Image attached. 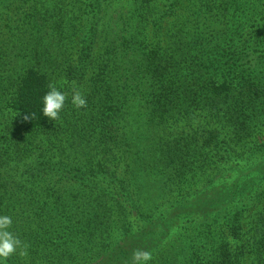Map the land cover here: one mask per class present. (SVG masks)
Wrapping results in <instances>:
<instances>
[{"label": "trees", "instance_id": "16d2710c", "mask_svg": "<svg viewBox=\"0 0 264 264\" xmlns=\"http://www.w3.org/2000/svg\"><path fill=\"white\" fill-rule=\"evenodd\" d=\"M261 1L0 0L88 101L43 115L47 72L5 52L0 214L27 245L7 264H264Z\"/></svg>", "mask_w": 264, "mask_h": 264}, {"label": "rangeland", "instance_id": "374dc122", "mask_svg": "<svg viewBox=\"0 0 264 264\" xmlns=\"http://www.w3.org/2000/svg\"><path fill=\"white\" fill-rule=\"evenodd\" d=\"M259 5L260 8L264 10V0L261 1ZM27 6L28 4L25 6L24 4L17 3L3 7V10L1 9L0 49L3 50V55L0 57V63L4 62V60L7 61L6 58L4 59V55L5 52H9L12 66H14L15 60L17 59L21 64L26 65V67L33 66L40 70L46 71L50 80V84L64 92L68 97V100L64 106L66 107L67 105L72 104L71 97L73 92L75 90H81L83 87L82 83L77 78L72 79V76L67 74L64 69L66 65L61 64L58 60H44L45 57L43 55L36 53V49H32L33 37L30 32L32 30V27L30 26L31 18L26 17L27 14L25 8ZM38 37H41L40 33ZM255 54L261 57V64L256 70L251 69L248 72L249 74L244 76V80L248 78V80H251L254 78L251 87L252 89L256 88V90L252 92V95L259 98L260 100L264 98V92H262V88L264 87V50L261 51V53L258 52ZM16 55L18 58L15 57ZM248 80L245 82H248ZM263 106L264 105H262L261 108ZM65 111L67 112V110H62L60 112L59 118L62 121H67L68 119L73 120L71 116L67 117V115H63L65 114ZM198 135L202 136L201 133H198Z\"/></svg>", "mask_w": 264, "mask_h": 264}, {"label": "clouds", "instance_id": "9594fccd", "mask_svg": "<svg viewBox=\"0 0 264 264\" xmlns=\"http://www.w3.org/2000/svg\"><path fill=\"white\" fill-rule=\"evenodd\" d=\"M68 97L54 85H50V90L42 98L43 115L56 121L63 110ZM87 97L80 90H75L71 97V103L77 109L87 106ZM27 119V117H25ZM13 219L11 216L0 214V264H7V260L17 249H21L20 255H27V245L11 230ZM152 259L150 251L137 249L132 255V264H149Z\"/></svg>", "mask_w": 264, "mask_h": 264}]
</instances>
